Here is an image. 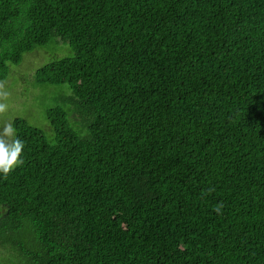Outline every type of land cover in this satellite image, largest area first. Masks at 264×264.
<instances>
[{
  "label": "trees",
  "instance_id": "16d2710c",
  "mask_svg": "<svg viewBox=\"0 0 264 264\" xmlns=\"http://www.w3.org/2000/svg\"><path fill=\"white\" fill-rule=\"evenodd\" d=\"M58 42L35 82L69 93L53 136L11 123L0 244L25 264H264V0H0V80Z\"/></svg>",
  "mask_w": 264,
  "mask_h": 264
},
{
  "label": "rangeland",
  "instance_id": "374dc122",
  "mask_svg": "<svg viewBox=\"0 0 264 264\" xmlns=\"http://www.w3.org/2000/svg\"><path fill=\"white\" fill-rule=\"evenodd\" d=\"M26 55V54H25ZM71 55L67 44H49L27 54L19 64H10L6 78L0 80V127L12 123L15 118H23L30 124L41 128L46 136H53L45 110L54 105V100L68 94L66 84L62 86L38 85L35 82L34 71L39 66L55 57ZM69 110V119L77 123V116ZM0 264H25L22 257L8 245L0 244Z\"/></svg>",
  "mask_w": 264,
  "mask_h": 264
},
{
  "label": "clouds",
  "instance_id": "9594fccd",
  "mask_svg": "<svg viewBox=\"0 0 264 264\" xmlns=\"http://www.w3.org/2000/svg\"><path fill=\"white\" fill-rule=\"evenodd\" d=\"M4 105L0 104V111ZM24 143L16 136L15 129L11 123L0 127V174H7L15 166L22 163L21 151Z\"/></svg>",
  "mask_w": 264,
  "mask_h": 264
}]
</instances>
